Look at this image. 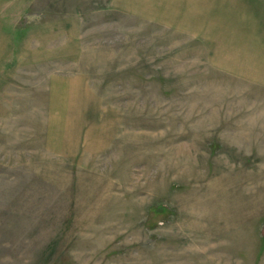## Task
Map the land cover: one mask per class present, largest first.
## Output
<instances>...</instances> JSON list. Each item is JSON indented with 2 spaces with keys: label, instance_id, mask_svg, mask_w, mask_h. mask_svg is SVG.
Returning <instances> with one entry per match:
<instances>
[{
  "label": "rangeland",
  "instance_id": "374dc122",
  "mask_svg": "<svg viewBox=\"0 0 264 264\" xmlns=\"http://www.w3.org/2000/svg\"><path fill=\"white\" fill-rule=\"evenodd\" d=\"M0 264H264V0H0Z\"/></svg>",
  "mask_w": 264,
  "mask_h": 264
}]
</instances>
